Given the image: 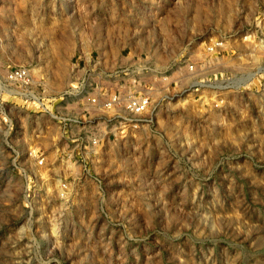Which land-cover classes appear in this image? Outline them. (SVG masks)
Wrapping results in <instances>:
<instances>
[{
	"label": "rangeland",
	"instance_id": "374dc122",
	"mask_svg": "<svg viewBox=\"0 0 264 264\" xmlns=\"http://www.w3.org/2000/svg\"><path fill=\"white\" fill-rule=\"evenodd\" d=\"M139 68L149 123L65 128ZM0 264H264V0H0Z\"/></svg>",
	"mask_w": 264,
	"mask_h": 264
},
{
	"label": "built area",
	"instance_id": "2783aa9c",
	"mask_svg": "<svg viewBox=\"0 0 264 264\" xmlns=\"http://www.w3.org/2000/svg\"><path fill=\"white\" fill-rule=\"evenodd\" d=\"M213 49L214 47L212 46L207 48L206 51L211 53L214 51ZM188 69L192 72L193 66H189ZM141 71H143L142 68H139L134 72L135 74L131 75L128 88H126V86L115 85L112 91H108L99 86L96 92L91 95L81 89L71 90L66 93L67 101H71L72 104H82V111L87 113V116L84 122L80 121L75 115L68 116L64 119L60 118L62 121H67V127L65 128L70 126L84 127L82 124H92L93 121H96V118H99L101 120L103 119V122H97V124H104L109 128L110 134L113 135L121 131L135 130L143 125V123H149L151 121V114L155 109V105L151 102L153 96L152 89L142 88L141 83L145 82L146 84H151L156 80L153 79V81L149 77L146 78ZM6 80L19 87H28L30 85L31 76L27 68L19 67L8 71ZM155 84L158 86V83ZM157 91L161 92L162 89L159 88ZM160 99L162 100V98ZM92 113H94V115ZM76 139L80 140L81 138ZM76 139L72 141L76 142ZM98 143V136L92 134L90 135L89 141H83V148L86 149V145L96 146ZM79 144L82 145L81 142ZM41 162V160L38 161L39 164Z\"/></svg>",
	"mask_w": 264,
	"mask_h": 264
},
{
	"label": "crops",
	"instance_id": "0c3cea01",
	"mask_svg": "<svg viewBox=\"0 0 264 264\" xmlns=\"http://www.w3.org/2000/svg\"><path fill=\"white\" fill-rule=\"evenodd\" d=\"M79 104H80V103L76 104V106H77V109H76L77 111H76V112H81V111H82V110L79 108V107H82V104H81L80 106H79Z\"/></svg>",
	"mask_w": 264,
	"mask_h": 264
}]
</instances>
